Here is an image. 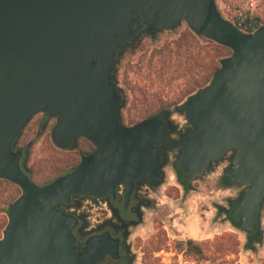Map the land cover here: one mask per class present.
Returning a JSON list of instances; mask_svg holds the SVG:
<instances>
[{
    "label": "water",
    "instance_id": "obj_1",
    "mask_svg": "<svg viewBox=\"0 0 264 264\" xmlns=\"http://www.w3.org/2000/svg\"><path fill=\"white\" fill-rule=\"evenodd\" d=\"M183 22L231 54L184 104L191 129L176 143L175 166L192 183L235 150L233 179L250 184L236 212L257 215L264 196V25L242 32L216 0H0V177L23 190L10 205L0 264H95L94 244L81 253L78 217L59 203L74 194L116 197L123 184L129 193L137 184H163L169 154L161 145L174 131L171 112L124 124L126 98L116 73L142 35ZM39 112L56 118L58 147L80 138L96 146L44 185L23 170V151L14 149Z\"/></svg>",
    "mask_w": 264,
    "mask_h": 264
},
{
    "label": "rangeland",
    "instance_id": "obj_2",
    "mask_svg": "<svg viewBox=\"0 0 264 264\" xmlns=\"http://www.w3.org/2000/svg\"><path fill=\"white\" fill-rule=\"evenodd\" d=\"M261 7L264 9V0ZM191 32L183 22L177 29L155 37L144 34L127 50L116 73L118 86L126 98L122 110L124 124L134 125L163 110H169L170 119L179 125L186 124L187 114L182 106L210 82L195 87L211 60L210 55L215 54L219 66L230 55L222 45L198 35L199 44L191 43ZM211 49L214 51L209 55ZM42 116L37 113L23 134V144L28 145L29 152L26 167L38 185L73 170L82 156L96 147L86 138H80L73 147H58L52 139L56 118L40 125ZM168 154L166 179L158 188L154 187L151 192L154 204L146 209L143 223L139 222L135 229L138 264H264V241L253 248L247 247L244 234L223 225L218 214L217 206L225 196L219 178L226 162L213 163L204 176L192 182L190 190L178 180V171L174 168L176 157ZM22 193L18 185L0 180V238L8 223V207ZM216 237L224 238L220 240L223 246L215 253L214 261L197 260L181 244L194 240L209 253V248L218 247L209 244Z\"/></svg>",
    "mask_w": 264,
    "mask_h": 264
},
{
    "label": "flooded vegetation",
    "instance_id": "obj_3",
    "mask_svg": "<svg viewBox=\"0 0 264 264\" xmlns=\"http://www.w3.org/2000/svg\"><path fill=\"white\" fill-rule=\"evenodd\" d=\"M182 108H178V110L181 111ZM39 113L43 115L39 124L45 125L49 117L45 112ZM171 122L174 125V131L166 137L161 148H166L177 160L181 151L176 143L181 142L188 135L191 126L188 119L185 125H179L172 119ZM28 124L15 140L14 147L15 150L23 151L21 158L23 170L28 169L26 167L29 155L28 145L23 144V134ZM234 155L235 150H231L222 159L213 162H226L219 178V185L225 196L222 204L217 206V210L222 224L230 225L242 232L246 238V246L253 248L255 245H261L264 241V196L256 216L254 210L240 209L238 213L236 212L250 184L234 181V175H232V171L236 167L233 163ZM174 168L178 171L176 166ZM181 174L185 183L181 181L179 174L177 175L178 180L184 188L187 187L191 190L192 183L187 180V174ZM29 175L32 178L31 172ZM0 180L5 179L0 177ZM151 192H154L153 186L137 184L129 193L128 187L123 184L118 186L116 197L74 194L70 202H61L58 207L64 212L78 217V223L74 229L76 245L82 253L92 242L97 251L95 264H138L137 242L134 240V234L135 229L144 221L146 209L151 208L154 204ZM139 222L141 223L139 224Z\"/></svg>",
    "mask_w": 264,
    "mask_h": 264
},
{
    "label": "built area",
    "instance_id": "obj_4",
    "mask_svg": "<svg viewBox=\"0 0 264 264\" xmlns=\"http://www.w3.org/2000/svg\"><path fill=\"white\" fill-rule=\"evenodd\" d=\"M222 16L244 33H253L264 25L261 0H216Z\"/></svg>",
    "mask_w": 264,
    "mask_h": 264
},
{
    "label": "trees",
    "instance_id": "obj_5",
    "mask_svg": "<svg viewBox=\"0 0 264 264\" xmlns=\"http://www.w3.org/2000/svg\"><path fill=\"white\" fill-rule=\"evenodd\" d=\"M191 43L193 44H199L198 41V37L196 36V34L191 32ZM222 48L227 49L228 51H230L231 54V50L225 46H220ZM214 50L211 49L208 53L210 55V53H212ZM222 54H218V56ZM210 62L206 65V69L204 71V74L202 76H200L196 82H195V87L197 86H201L202 85H206L211 78L213 77L215 71L217 70L218 66H219V62L216 61L215 58V54H211L210 55ZM183 109H185V107H183ZM73 147V146H71ZM70 172V171H68ZM67 173V172H66ZM65 174V173H64ZM178 174L181 178V181H183L185 183V180L182 177V174L178 171ZM63 175V174H62ZM61 176V175H59ZM58 176V177H59ZM224 237H216L213 241H210L209 244H215V246L217 245L218 247H216V250H212L211 248H209V253H207L202 244L196 243L194 240H188L185 243H181V244H185L188 247V252L191 253V255H193L197 260H212L214 261L216 258L214 257L215 253L217 251L221 250V247L223 246V244L220 243V240H222Z\"/></svg>",
    "mask_w": 264,
    "mask_h": 264
}]
</instances>
